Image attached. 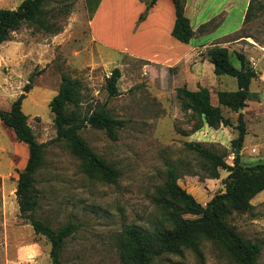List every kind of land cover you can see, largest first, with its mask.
<instances>
[{"label":"rangeland","instance_id":"374dc122","mask_svg":"<svg viewBox=\"0 0 264 264\" xmlns=\"http://www.w3.org/2000/svg\"><path fill=\"white\" fill-rule=\"evenodd\" d=\"M22 1L0 0V9H17ZM230 1L231 6L229 0H186L192 27L212 11L226 12L214 18L212 32L193 38L190 46L202 48L209 40L221 38L239 27L240 16L246 13L248 3L250 17L237 36L264 47V0ZM107 2L93 26L105 41L123 47L135 6L132 0H118L116 10ZM140 2L146 13V0ZM194 4L200 11L193 16ZM44 10L48 30L24 23L0 45V110L9 111L30 82L32 88L22 102V112L28 117L27 123L37 142L48 144L35 175L34 189L39 199L35 217L49 223L54 230L69 224L74 226V232L65 239L61 264H121L116 243L125 228L135 225L152 231L169 227L158 203L157 190L171 169L179 177L177 184L203 206L223 193L227 171L219 169L218 178H209L208 166L186 147L188 143L201 144L223 156L229 166L233 165L237 147L244 166L264 164V85L251 83L249 91L256 93V97L236 112L219 105L217 93L237 91V79L214 74L210 63L198 75L195 65L200 60L202 63V55H195V63L186 60L163 68L129 57L122 50L94 44L86 0H57ZM138 45L136 41L132 46ZM229 60L239 68L234 57ZM255 63L256 70L264 74V59ZM116 68L120 72L118 94L110 96L107 78ZM64 75L81 86L79 106L68 107L67 114L84 118L104 110L121 123L116 141L89 125L79 131L95 154L119 170L121 175L116 184H107L84 173L80 161L64 142L49 144L56 137L49 103ZM183 87L192 92L207 88L211 105L220 109L231 126L209 128L185 110L184 100L178 94V89ZM239 113L243 114L246 133L243 142L235 145ZM27 158V147L17 142L13 132L0 121V264H52L50 244L34 232L28 219L19 212L15 191ZM251 204L248 212L232 213L228 223L245 240L261 246L258 262L264 264V190ZM151 264L235 263L218 245L202 241L198 253L182 249Z\"/></svg>","mask_w":264,"mask_h":264},{"label":"trees","instance_id":"16d2710c","mask_svg":"<svg viewBox=\"0 0 264 264\" xmlns=\"http://www.w3.org/2000/svg\"><path fill=\"white\" fill-rule=\"evenodd\" d=\"M56 1L23 0L17 9H0V45L8 41L11 33L24 23H33L48 30L44 8ZM157 1L146 0V13L139 16V22L145 19L149 9ZM100 2L101 0H86L90 20ZM171 2L175 13L171 35L176 41L188 44L194 32L189 19L185 16L184 1L171 0ZM250 10L251 4L247 8L245 20L250 17ZM214 21L200 26L199 32L206 31ZM207 57L213 66L214 74L229 75L236 78L238 83L237 91L217 93L218 104L236 112L245 108L246 101L253 96L249 92V86L257 77L249 61L243 54L236 52L235 57L240 63V68L235 69L230 63L228 50L219 46L208 50ZM119 78L120 72L117 68L107 78L106 87L110 96L118 94L116 84ZM31 88L29 82L23 87L22 93L12 103L9 111L0 110V121L13 132L16 141L24 144L28 150L27 162L18 175L15 191L19 212L28 219L34 232L44 237L50 244L49 256L52 264H61L60 255L65 239L74 232V226L69 224L54 230L49 223L35 217L39 205L38 195L34 189L35 175L43 162L44 149L48 144L37 142L27 123L28 117L22 112V102ZM80 93V83L64 75L57 94L49 103L56 129V137L49 144L64 142L80 161L84 173L95 176L107 184H116L121 175L119 170L95 154L79 131L84 125H89L93 129L103 130L110 140L116 141V131L121 123L112 119L104 110L84 118L67 114L68 107L79 106ZM178 94L184 100L183 108L191 111L209 128L231 126L220 109L211 105L210 91L207 88H199L192 92L183 87L178 89ZM236 128L239 136L233 143L239 145L243 142L246 133L244 117L241 113L238 114ZM186 147L206 163L209 168V178H218L219 169L227 171L228 175L224 180L225 191L212 197L203 206L177 184L179 177L174 170H169L164 184L157 190L158 203L169 227L152 231L135 225L125 228L116 243L119 261L121 264H151L153 260L163 255L175 254L182 249L198 253L200 243L209 241L218 245L235 264H259L261 246L245 240L235 227L228 223V217L232 213H245L252 209V199L264 190V164L244 166L238 154L234 156L233 165L229 166L223 156L217 155L201 144L188 143ZM185 215L195 218H185Z\"/></svg>","mask_w":264,"mask_h":264},{"label":"crops","instance_id":"0c3cea01","mask_svg":"<svg viewBox=\"0 0 264 264\" xmlns=\"http://www.w3.org/2000/svg\"><path fill=\"white\" fill-rule=\"evenodd\" d=\"M107 5L112 9L118 10L117 4L118 0H107ZM184 1V11L185 16L189 19L190 25L191 19L187 16L188 3L186 0ZM105 0H101L92 20L90 21V37L94 44L102 45L106 48H110L113 50H117L120 52L129 53V57H133L139 59L141 61H145L147 63L160 65L163 68L165 67H173L180 63L181 61H189L195 63V55H202V63L197 61L195 65V71L199 75L202 69H206L209 65L207 52L214 46H219L226 48L229 52L230 57H235V53H241L245 56V58L249 61L253 70L257 73V77L251 81V83H259V85H264V74L259 73L256 70L255 61H260L264 59V47L253 42H247L246 37L237 36L238 32L242 29L245 23V15L244 12L241 14L239 19V27L226 32L223 34V37L218 39H211L209 43H206L202 46V48L190 46V41L188 44H183L176 41L172 35V29L175 22V13L174 7L171 0H158L153 7L149 9L146 14V17L143 21L139 22V16L143 13L145 6L140 2V0H132L133 7L135 6V12L129 26L127 35L125 37V45L123 47H117L115 45L110 44L105 41L101 36H99L95 28L93 26L94 21L96 20ZM112 2V3H111ZM121 2V1H120ZM119 2V3H120ZM112 5H111V4ZM121 5H119L120 7ZM195 9L192 11L193 16L200 11V7L196 4L193 5ZM229 6H231V1L229 0ZM246 7H248V3H246ZM247 12V11H246ZM224 10L212 11L209 17H205L203 21H200L196 27H192L194 32L193 38H202L205 35L212 32L215 24L209 26V28L204 32H199V28L202 25H205L209 22H212L216 16L218 17L220 14H225ZM122 19H124V14H122ZM215 22V21H214ZM192 38V39H193ZM191 39V40H192ZM139 41V45L136 48H133V44ZM251 41V40H250ZM243 49V50H241ZM146 50H150L149 53H146ZM151 54V55H149ZM204 54V55H203ZM131 55V56H130ZM237 60V59H236ZM238 61V60H237ZM239 62V61H238ZM201 64V65H200ZM211 64V63H210ZM212 65V64H211ZM234 67V66H233ZM235 68V67H234ZM240 68V63H239ZM235 68V69H239ZM233 78V77H232ZM250 87V86H249ZM259 87V86H258ZM205 88V87H200ZM250 92V91H249ZM251 99L256 97V93H251ZM247 100V101H249ZM247 103V102H246Z\"/></svg>","mask_w":264,"mask_h":264},{"label":"water","instance_id":"95a60500","mask_svg":"<svg viewBox=\"0 0 264 264\" xmlns=\"http://www.w3.org/2000/svg\"><path fill=\"white\" fill-rule=\"evenodd\" d=\"M241 110H242V109H239V111H241ZM238 153H239V148L237 147V149H236L234 155H238Z\"/></svg>","mask_w":264,"mask_h":264},{"label":"bare ground","instance_id":"6f19581e","mask_svg":"<svg viewBox=\"0 0 264 264\" xmlns=\"http://www.w3.org/2000/svg\"><path fill=\"white\" fill-rule=\"evenodd\" d=\"M102 10H104V9H102ZM102 13H103V11H102ZM104 15V14H103ZM100 16V15H99ZM100 18V17H99Z\"/></svg>","mask_w":264,"mask_h":264}]
</instances>
